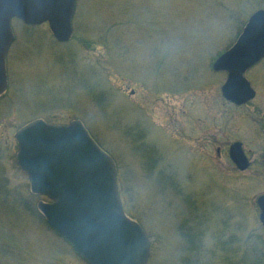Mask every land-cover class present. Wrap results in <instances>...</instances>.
I'll use <instances>...</instances> for the list:
<instances>
[{"label": "rangeland", "instance_id": "obj_1", "mask_svg": "<svg viewBox=\"0 0 264 264\" xmlns=\"http://www.w3.org/2000/svg\"><path fill=\"white\" fill-rule=\"evenodd\" d=\"M264 0H77L73 36L13 20L0 96V264H88L45 221L15 134L80 120L114 160L126 214L151 242L147 264H264V59L254 99L222 95L215 60ZM241 142L240 170L229 150ZM23 199L28 208L20 205Z\"/></svg>", "mask_w": 264, "mask_h": 264}, {"label": "water", "instance_id": "obj_2", "mask_svg": "<svg viewBox=\"0 0 264 264\" xmlns=\"http://www.w3.org/2000/svg\"><path fill=\"white\" fill-rule=\"evenodd\" d=\"M77 0H0V95L8 88L6 57L15 39L12 20L28 25L48 23L54 38L73 36ZM264 59V9L254 12L241 35L214 62L226 72L223 97L243 105L256 96L245 73ZM16 160L30 178L31 191L46 196L38 209L49 226L64 237L88 264H147L150 240L143 227L123 208L113 158L93 139L80 120L53 124L34 120L15 134ZM232 161L246 170L250 161L242 143L229 150ZM264 227V194L258 196Z\"/></svg>", "mask_w": 264, "mask_h": 264}, {"label": "trees", "instance_id": "obj_3", "mask_svg": "<svg viewBox=\"0 0 264 264\" xmlns=\"http://www.w3.org/2000/svg\"><path fill=\"white\" fill-rule=\"evenodd\" d=\"M3 179V176L0 175V202L1 201H6L7 204H8V197H7V192H8V186H5V183L3 181H1ZM34 195V194H33ZM37 196V195H35ZM19 204L21 205H24L26 208H28V202L23 200V199H20L19 201Z\"/></svg>", "mask_w": 264, "mask_h": 264}]
</instances>
